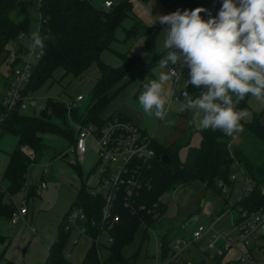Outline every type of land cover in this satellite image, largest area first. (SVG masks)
<instances>
[{
  "label": "trees",
  "instance_id": "16d2710c",
  "mask_svg": "<svg viewBox=\"0 0 264 264\" xmlns=\"http://www.w3.org/2000/svg\"><path fill=\"white\" fill-rule=\"evenodd\" d=\"M114 1L115 5L108 13L100 7L101 4H91L84 0H42L39 9L36 4L35 12L37 15L39 12L42 15L39 34L42 38L48 37V39L44 40V55L33 69L32 76L24 88L25 94L39 93L52 80L53 74L58 69L63 70L64 76L71 75L79 78L89 72L93 65H97L100 75L92 89L90 103L83 114L79 111L74 112L73 118L79 119L84 116L86 122H94L101 126L104 118L115 116L113 113L101 116L100 113L106 110L128 81L141 73L148 72L149 67L155 63L154 44L158 28L147 25L136 17H133L132 26L125 28V42L139 36L144 38V49L153 55L150 63L142 66L143 62L140 57H131L123 53L119 54L123 60L120 66L107 65L101 60V54L105 50H111V43L115 39L117 28L121 27L123 21L133 12L132 0ZM139 1L144 4L149 0ZM222 2L223 0H218L216 6L203 12V18L208 19L222 7ZM29 3L30 1H25L27 6ZM17 4L18 0H0V55L4 52L8 55V46L17 39L20 33L29 34L31 18L24 16L18 20L22 11L17 12ZM15 12H17V17L14 16ZM37 21L39 23V19ZM11 78L3 82L6 90L10 86ZM126 78L127 81L120 89L111 93ZM249 97L241 101L237 108H246ZM0 110L1 113L5 112L2 103H0ZM117 116L129 120L121 113ZM242 126L246 133L263 145H260L261 149L255 147L257 151L250 154L234 145L230 152L228 142L233 135L227 136L219 130H201L200 144L188 147L185 161H180L175 153L166 151L165 154L169 155L172 160V164L167 166L161 160L164 153H158L159 145L155 143V161L153 166L144 173L143 185L136 197V211L131 212L124 206L122 197H118L113 206L112 216L117 215L119 220L107 229L108 235L112 238V242L106 246L107 257L101 260L98 248L93 244L85 251L81 264H136L139 250L126 258L124 249L134 243L138 233L143 232L147 236L149 230L164 229L163 220L167 206L162 201V197L175 192L181 186L190 185L199 186L202 193L210 190L221 193L218 183L219 181L228 184L231 182L234 159L242 165L245 173L252 180L253 188L249 194L234 204L232 209L239 207L248 212L264 210V123L260 121V116L255 114L252 122L242 123ZM1 128L2 131L18 135L19 144L10 154L4 173L3 179L7 184L4 187L2 182L0 183V222L11 218L16 207L9 197H15L26 187L29 168L36 163V158L30 160L24 154L23 148H31L36 157H40L47 148L43 138V135L47 133L57 134L68 138L71 142L74 141L73 128L66 117L65 107L54 99H50L46 108L39 112L33 110L21 112L15 109L6 116ZM61 155L62 153L59 156ZM65 156L61 157L65 158ZM35 191L36 186H31L30 195H35ZM224 202L226 205L227 200ZM103 204L102 197L92 196L85 185H82L73 206L79 205L85 210L88 219L87 226L92 235L101 231L102 227L108 228L102 220ZM140 206L144 209L140 210ZM93 222L96 226H91ZM62 224L59 226L55 241L49 248L44 264H72L66 255L67 242L71 235L63 231ZM166 235H168L167 230L164 236L167 237ZM169 244L168 241L162 243L163 252L168 251ZM162 256L166 257L167 253H163ZM4 264L22 263L6 260Z\"/></svg>",
  "mask_w": 264,
  "mask_h": 264
},
{
  "label": "rangeland",
  "instance_id": "374dc122",
  "mask_svg": "<svg viewBox=\"0 0 264 264\" xmlns=\"http://www.w3.org/2000/svg\"><path fill=\"white\" fill-rule=\"evenodd\" d=\"M25 1H30L28 6L25 4ZM102 1L103 0H97V5H100ZM132 3L133 12L123 21L122 26L117 28L115 39L111 43V50H105L101 54V60L111 67H118L122 64L123 60L119 54L123 53H127L131 57H140L143 62L142 66L145 63H150L153 58V55L144 49L145 40L143 37H136L129 42L124 41L126 34L125 28H130L132 26L134 22L133 17L142 19L145 24L151 25V22L149 21L150 17L147 15L146 5L139 0H132ZM36 4L37 0H18L17 4V12H20V10L22 11L20 16H18V20L24 16L31 18V25L29 28L30 39L27 43H25V41L20 42L22 45L26 46L27 49H29L32 44L31 34L39 31L37 21L39 16L35 12ZM17 12H15V15L13 14L16 17ZM11 43L8 46L7 51L9 50V52H11L13 50H18V47H13ZM8 55L6 52L0 55V103H2L3 97L6 93L3 82L8 81V79L11 78L12 67L15 65V62L13 63L12 61H9L10 59L8 58ZM159 61L153 67V72L141 73L128 81L106 110L104 109L101 111L100 115L104 116L112 113L115 115L120 113L126 114L135 121L137 120L139 126L150 137L154 138V141L159 145L158 153L165 154L166 151H170L175 153L180 161H185L188 154V147L198 146L202 139V135L201 129L197 128L192 123L193 113L191 110H181L184 99L169 102L173 90V78H171L164 86L166 97L168 99V111L164 120L157 119L155 116H147L143 113L138 104V96L143 91V85L149 80L157 79L161 71H166L165 69L160 68ZM36 62L37 61L35 60L33 64L35 65ZM189 72L190 70L181 77V71H179L180 79L177 84V90L186 91L189 95L195 97V95H198L205 89L203 87L196 88L193 85L190 87L185 86L184 79L186 76L189 77ZM99 75L100 72L97 65H93L89 72L79 78H74L71 75L64 76L63 70L58 69L53 74L52 80L37 94L47 97L70 99L81 93L84 95L85 99L83 108L79 112L80 114H83L87 105L90 103L91 92ZM125 81H127V78L116 86L111 93L120 89ZM243 110L247 111L248 116L241 121V124L252 122L255 114L260 116V121L264 123V104L249 97L248 106ZM1 114L4 113H0V115ZM82 118H84V116ZM169 121H174V123H169ZM1 125L2 123L0 124V169L5 168L8 162L7 157L19 144V136L12 132L2 131ZM236 134L238 137L235 140V147L242 148L250 154L255 150L257 151V148L255 147L259 148L260 145H262L258 140L246 133L244 129ZM43 138L47 148L43 155L36 157V163L30 166L27 173L28 186L24 187V189L17 194H22L24 190L29 191V196L31 198L29 204L34 215L32 225H34L33 227L36 231L32 234L28 247L26 246L19 251L22 252V264H29L28 262L30 261L34 264L45 263L48 257V246L43 242V229L48 230L49 228H53L55 233L63 216L74 208L72 205L77 194L76 187L85 185V188L89 191L91 187H94L98 183L100 175L101 166L98 164L99 157L90 147H88V153L84 163H81V165H73L71 164V161L75 159V155L70 153L67 157L65 156V151H67L72 144L68 138L52 133L44 134ZM261 147L259 149H261ZM61 153V156H65V158L59 156ZM43 170H46L44 178L48 188L43 191L41 197L37 195H34V197L33 195H30V189L31 186H39L42 181L40 171L43 172ZM1 182L5 187L7 184L6 180L2 179ZM76 183L78 184L77 186ZM218 196L219 197L214 201L215 204H218L219 200L225 201L227 198V192L221 191ZM204 198L205 194L201 192L199 186H181L175 192H171L163 197V200L167 201L168 204L167 218L175 217L178 214L183 221L186 220L189 215L197 210ZM207 206L205 213H207ZM205 215L200 217L199 222H208ZM187 229L190 230L191 227ZM149 236L148 254L158 256L159 251L157 246L155 247V235L153 232H150ZM76 239L77 234L70 237V240L67 242L66 255L72 264H81L84 258L83 255L89 248V243H83L82 241L75 243ZM136 244L137 239L132 245L125 249L124 253L126 255L129 254L135 249ZM15 250L16 247L13 245H10L9 247L8 245H0V264H4V262L8 260V256L15 252ZM1 258L3 259L1 260ZM145 264H149V261H146Z\"/></svg>",
  "mask_w": 264,
  "mask_h": 264
},
{
  "label": "built area",
  "instance_id": "2783aa9c",
  "mask_svg": "<svg viewBox=\"0 0 264 264\" xmlns=\"http://www.w3.org/2000/svg\"><path fill=\"white\" fill-rule=\"evenodd\" d=\"M84 1L97 4V0ZM41 2L42 0H37L38 9L41 6ZM114 5V0H103L100 7L108 13ZM38 16V32H40L42 22L40 12ZM29 39V34L22 32L11 43L13 47H18V50L8 53L9 61L15 62V65L12 69L10 86L6 90L2 100L5 112L0 115V124L15 109H19L21 112L28 110L39 112L46 108V104L50 99L59 101L64 105L66 117L74 132V141L66 151L67 156L70 153L75 155V159L71 161V164L81 165V163H84L88 147L95 151L99 157L98 164L101 166L99 180L94 187H91L89 193L94 197H102L104 201L102 220L108 228L102 227L101 231L92 235L87 226L88 219L85 210L83 207L75 205L63 219V231L69 233L71 236L77 234L75 243L82 241L83 243L88 242L89 246L95 244L98 248L100 259L104 260L106 258L104 252H107L106 246L112 242L107 229L111 228L119 220L117 215L112 216L115 201L118 197H122L124 206L133 213L136 211V197L143 185L144 173L153 166L156 157L154 138L144 132L139 125L117 115L104 118L101 126L94 122H86L84 118L79 117V119H74L73 113L83 108L84 95L64 99L61 97L41 96L37 93L25 94V85L29 82L36 65L33 62L35 60L38 62L44 55V50L42 52L40 50L33 52L31 48L27 49L26 46L20 43L21 41L27 43ZM170 70H174L177 73L172 76L174 85L169 102L184 99L183 93L185 91L177 90L180 73L176 67H171ZM185 86L189 87L190 84L187 85L186 82ZM237 137L238 135L234 133L228 142L230 152L235 145ZM23 152L30 160H35L36 155L31 148L24 147ZM232 171L230 176L231 182L228 184L219 181L218 186L221 191L227 192V198L225 199L227 200L226 206L229 211H237V221L233 223L230 229L226 230L218 228L214 222L197 224L189 241L182 238L175 240L174 250L182 251L191 243L205 240V248L210 252L211 257L225 256L227 253L236 250L239 252V261L242 264L253 261L252 249L260 238L261 228L264 225V210L248 212L239 207L232 209L233 205L249 194L253 188L252 180L236 159L233 161ZM45 174L46 170H43V177H45ZM26 186H28V180ZM46 189L47 183L42 180L39 186L36 187L35 194L40 196ZM9 199L16 207L9 219L10 225L14 226L20 221L26 220L28 205L27 201H24L19 206L15 202L14 197L10 196ZM139 209L143 210L144 207L140 206ZM108 222L111 223L108 225ZM94 225L96 226L95 222L91 224V226ZM151 264H159L157 256ZM262 264H264V251L262 253Z\"/></svg>",
  "mask_w": 264,
  "mask_h": 264
},
{
  "label": "clouds",
  "instance_id": "9594fccd",
  "mask_svg": "<svg viewBox=\"0 0 264 264\" xmlns=\"http://www.w3.org/2000/svg\"><path fill=\"white\" fill-rule=\"evenodd\" d=\"M206 11L197 7L155 18L166 25V55L159 61L166 71L143 85L138 104L147 116L164 120V86L177 73L170 66H187V85L205 90L195 97L185 91L181 110H191L197 128L232 136L243 131L248 116L237 105L248 96L264 104V0H223L218 15L204 19ZM46 39L33 32L31 50L42 52Z\"/></svg>",
  "mask_w": 264,
  "mask_h": 264
},
{
  "label": "crops",
  "instance_id": "0c3cea01",
  "mask_svg": "<svg viewBox=\"0 0 264 264\" xmlns=\"http://www.w3.org/2000/svg\"><path fill=\"white\" fill-rule=\"evenodd\" d=\"M217 2L218 0H149L148 2L144 3V5H146L147 7V15L148 17H150L149 21L151 22V25L156 26L158 28V35H157V38L154 44V53L156 55V59H155V63L151 67H149L148 69L149 73L150 71L153 72L152 70L153 67L157 64V62L160 59L163 58L164 55H166V50L163 48L165 33L162 32L166 28V25L160 24L159 21L156 20L155 18L160 15L171 14L172 12H175L177 10L183 12L184 10H194L197 7H203L207 10L213 6H216ZM220 8L217 9L210 17H216L218 15ZM201 16L203 17V13H201ZM171 67H176L178 71H181V77L189 71L187 66L171 65L170 68ZM187 78L188 77L186 76V78L184 79V84L186 83ZM190 86L192 85L190 84ZM122 115L127 117L133 123L139 125L137 120L135 121L133 118H130L126 114H122ZM7 158H8V162L5 168L0 169V182L4 177L5 170L9 163L10 155ZM40 172L42 173V175L40 173L41 179L45 181V178L43 177V172L42 171ZM77 185L78 184L76 183V186ZM81 187L82 186L76 187L77 194ZM77 194H76V197H77ZM204 194H205V198L202 200L203 209L199 216V219L202 215L206 214L205 217L206 219H208V222H205L202 224H209V223L214 222L215 225L220 229H225V230L230 229L233 223L237 221V217H238L237 213L234 210L229 211L228 207L224 204V201L219 200L218 204H215L214 201L216 198L219 197L218 196L219 193H216L210 190ZM41 195L39 197H41ZM163 197H162V201L166 204L167 211H168L167 201H164ZM30 199L31 198L29 196L28 190H24L22 194L14 197L15 202L19 206H21L24 201H27L28 214L26 216L25 221H20L14 226L10 225L9 220H1L0 222V245H4V246L8 245V247L10 245L11 246L13 245L14 247H16L15 252H13L10 256H8L7 259L14 261V262H18V263H21L22 261V252H19L20 249H23L26 246L28 247L30 240L32 238V234L36 232L33 227L34 225H32V222L34 220V215H33L31 206L29 204ZM75 201H76V198H75ZM74 202H73V205H74ZM206 206H207V213H205ZM66 215L67 213L63 216L61 222L58 225L57 231L55 233H54L53 228H49L48 230L43 229L42 231L44 233L43 242L48 246V253H49L50 246L56 239L59 226L62 223ZM191 215H189L188 218L183 221L178 214L175 217L167 218L168 215L166 212L165 218L163 220V222H165L164 229L160 231L149 230V233L153 232L155 235V247L157 246L158 251H159L158 256H157L159 264H242L239 261V252L236 250H233L227 253L225 256L211 257L210 252L206 250L205 248L206 247L205 240H202L196 243H191L182 251L174 250L173 246H174L176 239L182 238V239H186L189 241L191 239V234L195 230L197 224H201V222H199V219H198V222L195 225H193L190 230H188L187 229L188 227H186V222L191 217ZM166 230L168 231V235H166L167 237L164 236L166 234ZM149 233L147 236H145L143 232L138 233L136 236L137 244L135 246V249H133L127 255L124 253V256L126 258H129L137 250H139V256L136 260V264H145L146 261H149V264H151L156 258V256L153 254L152 255L148 254V244L150 241ZM166 241L170 243L169 244L170 248L168 249L167 252H163L162 243ZM158 243L160 244V246ZM125 249H124V252H125ZM252 251H253V261L248 264H262L261 255L264 251V225L261 228L260 238L255 243ZM163 253H167V256L163 257L162 256ZM23 255H24V252H23ZM104 255L105 257H107L108 253L105 251ZM28 263L34 264L32 261Z\"/></svg>",
  "mask_w": 264,
  "mask_h": 264
},
{
  "label": "water",
  "instance_id": "95a60500",
  "mask_svg": "<svg viewBox=\"0 0 264 264\" xmlns=\"http://www.w3.org/2000/svg\"><path fill=\"white\" fill-rule=\"evenodd\" d=\"M66 157H67V155H66ZM161 160L167 166H170L172 164L171 157L167 154H163L161 156ZM202 209H203V203L197 208V210L188 219V221L186 222V227L190 228L198 222V219H199V216L202 212Z\"/></svg>",
  "mask_w": 264,
  "mask_h": 264
}]
</instances>
